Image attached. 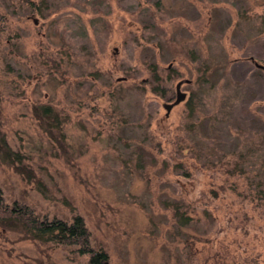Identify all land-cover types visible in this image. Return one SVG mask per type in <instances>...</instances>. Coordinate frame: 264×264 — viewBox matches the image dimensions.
<instances>
[{"label": "rangeland", "instance_id": "obj_1", "mask_svg": "<svg viewBox=\"0 0 264 264\" xmlns=\"http://www.w3.org/2000/svg\"><path fill=\"white\" fill-rule=\"evenodd\" d=\"M0 130L35 177L0 159L6 201L81 214L109 264H264V207L175 167L264 160V0H0ZM88 261L0 225V264Z\"/></svg>", "mask_w": 264, "mask_h": 264}, {"label": "trees", "instance_id": "obj_2", "mask_svg": "<svg viewBox=\"0 0 264 264\" xmlns=\"http://www.w3.org/2000/svg\"><path fill=\"white\" fill-rule=\"evenodd\" d=\"M192 102V99L188 102L189 107H192ZM33 113L41 125L46 127L48 132H52L53 129L60 130L67 117L64 110L54 107L51 104L35 105L33 107ZM0 159L14 166L23 175L27 174L28 177L32 176L35 178L33 170L28 166L26 167L20 153L9 145L7 138L1 130ZM198 159L197 163L193 161L190 163V166L187 165L186 159H180L175 163V167L176 169H183L186 176H191L193 169H213L218 167L221 173L225 175V183L220 186L222 189L226 190V183L232 179L233 183H231L232 185L229 188H235L237 190V185L242 184V190H237L236 196L243 197L240 200L243 206L247 207L248 205L245 204L248 202V204H254L252 209H262L264 207V160L259 161L257 163L258 165H255V162L251 163V165L249 159L243 158L240 154H232L229 158L221 160L207 156ZM234 179L235 181H233ZM238 179H240V182ZM212 193L215 197L219 196L215 190H212ZM183 204L185 205V203ZM179 210L180 208L177 207V211L175 212L176 216L180 214ZM204 214L211 215L210 211L205 208L198 215V219L204 216ZM186 218L190 217L183 216L181 222H185L184 220ZM0 225L6 229L19 231L26 238L75 246L79 254L88 255V264H109L110 255L108 251L104 247L95 246L92 243V233L81 214H75L71 220L56 216L52 218L49 216H40L26 202L15 200L13 203H8L1 187Z\"/></svg>", "mask_w": 264, "mask_h": 264}, {"label": "water", "instance_id": "obj_3", "mask_svg": "<svg viewBox=\"0 0 264 264\" xmlns=\"http://www.w3.org/2000/svg\"><path fill=\"white\" fill-rule=\"evenodd\" d=\"M37 20H35L36 22ZM181 84L182 81H180L177 86H176V90H177V97L175 99V101L173 103H167L165 104V108L167 110H170L174 105L180 103L181 101H183L186 98V93L184 91H182L181 89Z\"/></svg>", "mask_w": 264, "mask_h": 264}, {"label": "flooded vegetation", "instance_id": "obj_4", "mask_svg": "<svg viewBox=\"0 0 264 264\" xmlns=\"http://www.w3.org/2000/svg\"><path fill=\"white\" fill-rule=\"evenodd\" d=\"M168 103H172V102H168ZM167 104V103H166ZM174 107V106H173Z\"/></svg>", "mask_w": 264, "mask_h": 264}]
</instances>
